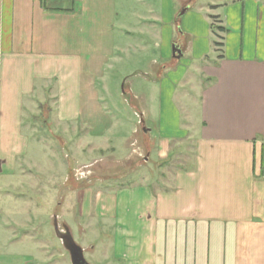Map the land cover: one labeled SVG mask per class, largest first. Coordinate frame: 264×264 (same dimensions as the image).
<instances>
[{"label":"crops","instance_id":"1","mask_svg":"<svg viewBox=\"0 0 264 264\" xmlns=\"http://www.w3.org/2000/svg\"><path fill=\"white\" fill-rule=\"evenodd\" d=\"M148 1L0 0V264H54L51 238L29 233L41 208L33 216L30 198L44 199L46 214V194L6 187L29 183L19 168L41 166L32 157L33 112L54 102L58 122L86 124L93 139L109 135L116 114L98 84L118 54L151 43L159 51L151 70L126 77L137 111L153 124L147 158L155 153L164 165L189 140L192 163L71 190L53 204L71 218L62 228L74 238L76 223L75 242L101 252L102 264H264V0H157L159 9ZM176 42L180 57L171 52ZM193 99L190 134L181 104Z\"/></svg>","mask_w":264,"mask_h":264},{"label":"rangeland","instance_id":"2","mask_svg":"<svg viewBox=\"0 0 264 264\" xmlns=\"http://www.w3.org/2000/svg\"><path fill=\"white\" fill-rule=\"evenodd\" d=\"M148 3L151 5L147 7L148 9H155L157 7L159 9L161 7V5H158L157 0H149ZM155 4L158 6H155ZM144 13H148V10ZM212 22L214 23L213 20ZM180 27L179 30L181 31ZM144 35L147 38V35ZM175 44L177 42L173 46ZM150 45L151 47L149 49L142 50L137 54H134L132 51L122 55L118 54L122 59L117 60V57L114 59L113 66L108 67L106 82L100 81L98 84L107 108L111 114H116L117 122L112 124L109 131L105 133L109 135L100 138L95 137L93 139L92 136L87 135L86 124L77 126L78 124L74 123L58 122L57 117L53 114L55 110L54 102H52L53 104H49L50 106L42 105L33 112L38 114L36 119H31V133L38 134L37 139H34L38 143H36L35 150L32 152V157L41 166H34L33 171L27 168L24 171L22 168H19L18 175L29 177L27 179L29 183H24L28 186L27 189L21 180L11 186L6 185V187L7 191L20 194L28 190L30 185V195L37 196L46 194V214L42 211L44 199L30 198V207L33 216L38 213L37 206L41 203V218L39 217L40 225L36 226V224H32L29 233L33 237H37L38 233L43 234L45 232L46 238L48 240L51 238V242L48 243H53L55 246L49 250L53 253L50 259H53L54 264H71L69 253L64 249L63 254L59 252L64 247L60 239L55 235L53 224V216L55 213L59 216L58 220L61 228L62 223H66L68 226V223H71V218L67 214L68 211L63 213L62 210H57V206H54L57 201L61 202V200H65V195L67 193L69 194L71 190L81 189L88 182L92 181L96 182L92 186H96L98 189L102 185L100 182L106 178H124L128 183L132 181V174L151 177L155 173L160 174V170H163L164 173H175L182 165L188 166L192 163L194 152L189 140H186L184 144L180 142L177 147L180 148V151H174L171 158L164 165H157L155 153L152 161H149L147 158V154L152 148V141L154 142L155 138L152 137L150 132L145 131V129L151 128L153 124L151 121L141 117L139 110L137 111L140 108L138 106L136 107L135 99L128 90V86L132 81L130 79L126 80V77L129 74L146 73L151 70L150 66L152 61L159 51L154 48L153 43ZM173 46L171 47L172 53ZM105 85L109 88L108 91L105 90ZM178 104L180 103L178 102ZM190 105L186 101L185 104H181L184 115V123L182 125L190 130V134H194L196 131L195 126L197 125L196 121L193 120L195 115L193 114V117L188 118L187 112L196 114L198 102L193 99L190 101ZM141 119H143V123ZM153 132L155 133L156 130H153ZM75 134L78 135L76 136ZM66 167L69 169H66ZM55 176L58 178L57 183L60 178L65 179L64 184H57L54 181ZM91 178L94 179L92 180ZM69 201L70 198L67 197V204L64 208H70L71 203ZM72 223L74 238L76 242L81 243L82 241L77 236L76 223ZM56 250L58 251L56 252ZM84 256L90 264H102L103 254L101 252L99 253L97 251L95 254H92L86 251Z\"/></svg>","mask_w":264,"mask_h":264},{"label":"water","instance_id":"3","mask_svg":"<svg viewBox=\"0 0 264 264\" xmlns=\"http://www.w3.org/2000/svg\"><path fill=\"white\" fill-rule=\"evenodd\" d=\"M187 10V7L183 8L180 15H183ZM174 55L177 57L182 56V49L180 44L173 46ZM54 227L57 236L61 239L64 247L68 250L72 264H89L84 256L83 248L78 245L72 237L67 227L61 228L58 224L57 216L54 219Z\"/></svg>","mask_w":264,"mask_h":264},{"label":"trees","instance_id":"4","mask_svg":"<svg viewBox=\"0 0 264 264\" xmlns=\"http://www.w3.org/2000/svg\"><path fill=\"white\" fill-rule=\"evenodd\" d=\"M212 19H214L215 18V16H212L211 17ZM211 28L212 29H216V26H215V24L212 22V24H211ZM220 29V28H219ZM222 29V31H225V29L226 28H221ZM214 45H216V46H218V47H221L223 44L221 43V42H215V44Z\"/></svg>","mask_w":264,"mask_h":264},{"label":"built area","instance_id":"5","mask_svg":"<svg viewBox=\"0 0 264 264\" xmlns=\"http://www.w3.org/2000/svg\"><path fill=\"white\" fill-rule=\"evenodd\" d=\"M263 175H264V167H263Z\"/></svg>","mask_w":264,"mask_h":264}]
</instances>
